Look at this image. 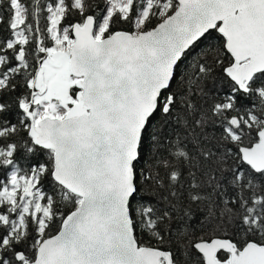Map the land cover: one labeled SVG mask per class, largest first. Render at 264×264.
Listing matches in <instances>:
<instances>
[{
  "label": "snow or ice",
  "instance_id": "snow-or-ice-1",
  "mask_svg": "<svg viewBox=\"0 0 264 264\" xmlns=\"http://www.w3.org/2000/svg\"><path fill=\"white\" fill-rule=\"evenodd\" d=\"M0 264H264V0H0Z\"/></svg>",
  "mask_w": 264,
  "mask_h": 264
}]
</instances>
